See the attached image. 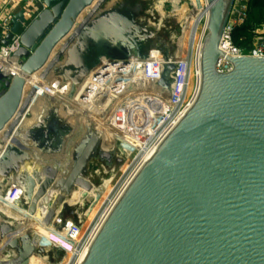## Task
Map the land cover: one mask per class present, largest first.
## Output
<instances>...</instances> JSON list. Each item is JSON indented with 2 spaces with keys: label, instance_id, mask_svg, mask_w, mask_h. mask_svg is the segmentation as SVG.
<instances>
[{
  "label": "water",
  "instance_id": "95a60500",
  "mask_svg": "<svg viewBox=\"0 0 264 264\" xmlns=\"http://www.w3.org/2000/svg\"><path fill=\"white\" fill-rule=\"evenodd\" d=\"M40 1L44 8L37 18L21 31L24 20L17 13L10 33L0 41V46L7 47L13 35L20 34L21 48L11 61L16 58L22 72L7 68L5 75L0 74V134L21 106L25 77L45 68L55 48L96 0ZM234 1L207 0L199 94L120 196L81 264H264V58H226L231 70L216 71L224 58L219 43ZM113 22L117 21L105 17L95 29H84L97 33L106 23L107 39L116 41L118 47V43H128L127 38L115 40L114 36L125 35ZM97 43L92 39L96 55L106 59L116 55L114 47ZM164 57L160 79L143 84L169 95L176 57L174 52ZM57 128L59 133L37 128L32 145L27 136L25 150L32 155L38 149L42 157L57 158L59 154L65 161L48 158V163L67 177L86 151L87 136L73 134L65 126ZM22 141L14 140L8 146L0 161V174L16 169V160L26 159ZM95 156L96 149L90 157ZM66 164H70L69 170ZM88 166L80 170L78 180L84 179ZM25 185L30 196L34 182L26 178ZM31 208L35 209L32 202ZM19 228L0 226V255L11 251L9 262L27 264L31 235L22 240Z\"/></svg>",
  "mask_w": 264,
  "mask_h": 264
},
{
  "label": "rangeland",
  "instance_id": "374dc122",
  "mask_svg": "<svg viewBox=\"0 0 264 264\" xmlns=\"http://www.w3.org/2000/svg\"><path fill=\"white\" fill-rule=\"evenodd\" d=\"M204 1L96 0L79 18V28H75L60 43L54 50L47 66L26 84L18 113L0 134V161L14 140H23L22 149L27 156L26 159L15 161L16 169L13 168L5 174H0V223L7 224L0 226L2 228L21 227L19 233L23 236L22 240H25L27 235H31V250L27 260L29 264H77L78 255L85 247L89 234L92 231L91 239L102 220L100 218L103 213L106 214V209L119 196L123 186L141 167H139L140 163L135 167L133 156L129 155V146L133 145L129 138L131 133L127 135L118 129H123L121 124L127 122L129 103L136 105L140 101L145 104L143 98L137 99L138 96H145V99L151 103L159 98L162 103L163 100H166V93L160 88L146 87L143 86L145 83L142 84L143 82L139 81L136 82V86L129 88L125 86L123 89H120V84H115L113 92L117 93L119 90L117 93L119 96L115 100L116 104L113 109H108L106 112L99 105L98 100L89 108L79 105V97L74 95H77L79 88L84 85V80L88 79L86 77L104 63V61L99 62L98 59L105 60V56L99 53L96 55L97 52L95 53V48L92 47L91 43L95 32L85 31L84 28L90 31L95 29L99 21L105 17L110 21L114 19L117 21L113 22L115 27L123 28L125 35V37L114 36L115 40L119 39L123 42V38H127L125 42L128 43H118L121 44V47L132 46L129 44V39L130 36H133L132 44H135V47H132L137 54L140 52L141 60L151 59L148 57L158 54V57L156 55L154 58H161L165 61V54L180 52L183 56L189 48L191 50V47L195 48L196 44L198 46L201 38L202 40L205 38L207 32L204 34L202 32L205 22L201 19L197 25L194 43L189 46L184 41L188 36L186 29L192 22L191 20L197 19L202 13ZM183 6H187L188 11L191 12L192 15L189 18L191 22L181 19L178 15V10H181ZM158 7L160 9H157ZM104 27L107 28L108 25L104 23L102 28ZM78 29L82 30L83 36L79 34L81 31L78 33ZM107 38L106 33L102 41L104 46L107 44L108 46L114 45V48H121L117 46L116 41ZM77 45L80 47L79 51H76ZM76 59L77 64H75ZM141 62L139 61V63ZM81 83L82 85H80ZM66 85L72 86L75 90L74 93L67 92ZM152 89L154 92L157 91L160 97L158 95V98L153 100L147 98L146 94L153 91ZM32 90L35 93L32 94ZM123 100H125V107L119 105ZM112 114H116L120 124L118 121L116 124L115 116L113 117ZM69 117L71 118L69 119ZM42 120H44L43 123ZM142 123L141 117L137 118L134 115V124L140 126ZM53 125L55 128L65 126L73 134L83 133L87 136L84 137V140L88 142L86 151L82 154L71 175L67 177L63 171L55 169L52 164L48 163L47 159L54 157H42L35 149L32 155L26 153L27 136L29 137L28 144L32 145L31 137L33 133H38L37 128L41 130L46 127L44 130L50 131ZM129 128L130 130L136 129L131 126ZM57 129L59 131V128ZM110 139L111 142H109ZM114 139H121L125 146L121 145L118 140L113 142ZM77 146L79 145L77 144ZM93 149H96L94 159L90 157ZM58 155L56 154L58 161H65ZM101 155L104 159L101 158ZM36 158L38 159L36 160ZM87 158L92 161L89 162ZM40 161L42 168L37 169L34 164L40 163ZM86 165L89 166L84 179L78 180L80 170ZM113 165L117 166L114 170L111 169ZM21 167H24V171L19 179L17 173ZM66 169H70V164H66ZM49 174H54V177L49 178ZM26 178L34 182L35 189H32L30 196L29 189L25 185ZM31 202L35 206L34 210L31 208ZM71 226L77 229L71 231ZM70 231L71 235L74 231L78 232V235L75 234L71 237L73 240L68 235ZM18 245L21 246L20 241H18ZM36 249L42 250L43 253L36 252L34 254L33 251ZM12 253L7 250L2 252L5 257L0 255L3 257L0 258V264H12L8 259V256L13 255ZM43 260L45 261L43 262Z\"/></svg>",
  "mask_w": 264,
  "mask_h": 264
},
{
  "label": "built area",
  "instance_id": "2783aa9c",
  "mask_svg": "<svg viewBox=\"0 0 264 264\" xmlns=\"http://www.w3.org/2000/svg\"><path fill=\"white\" fill-rule=\"evenodd\" d=\"M20 1L21 0H0V17L2 16L5 8L9 6L12 7L13 3ZM251 1L252 0L234 1L229 19L219 43V51L223 52L229 58H264V15L260 23H250L249 31L252 35V39L247 51L239 49L233 44V33L237 28L241 27L247 21L249 16V4ZM37 2H39L41 5L40 10L35 8ZM43 8L44 7L40 0H30L25 6L21 8L19 12H17L22 13L24 20V22L21 23V31L27 28V26L37 18L39 12ZM16 14L12 13L0 18V41H3L10 33L12 28L11 21ZM204 33L206 32L203 31V34ZM19 41L20 34H16L13 35L7 47L0 46V74L5 70L1 63H4V61H9L13 54L17 52L19 48H21ZM156 55L158 57V54ZM156 55H151L148 57L151 59L145 60H141V58L138 57V61H142L141 63H136L138 61L132 62L128 58V61L123 59L113 60L112 58H110L108 61H104L103 64L95 68L94 71H92L90 75L86 77L88 79L84 81V87L81 86L79 88V105L89 108L96 100H98L99 105L103 107L104 112H106L108 109H113L114 105L116 104L115 100L119 96L117 94L119 90L117 93L113 92L115 84H120V89H123L125 86L128 88L131 86L134 87L136 86V82L139 81L145 83V81L152 82L159 80L165 61L161 60V58H154ZM174 64L175 71L171 77V89L169 95H166L165 97L166 100H163V103L158 100L151 103L145 99V96H138L137 99L143 98L145 104L140 101L136 105L129 103L127 122H123L121 124L123 129L118 128L119 130L123 131L124 134L128 135L131 133L129 138L131 139L133 145L129 146V155L133 156V159L136 163L135 167L139 165L143 155H146L148 152L150 153L152 150L159 147L160 144L167 138V136L175 129L187 111L191 108L199 94L201 88V53L197 47V44L195 45V48L194 46L191 47V50L189 48L185 55L176 58ZM134 66H137L136 70ZM230 70L231 66L225 60L219 61L216 65V71L220 74L228 73ZM11 74H13L12 71ZM131 75L134 76L135 80L131 78ZM107 99L109 103L107 102ZM119 105L125 107V100H123ZM112 115L113 117L115 116L116 124L117 121L119 123V119L116 118V114ZM134 115H136L137 118L140 116L143 120V123L140 124V126L134 124ZM130 126L132 128L136 127V129L130 130ZM115 140L118 139H114L113 142ZM118 141L121 143V145L124 144L125 146V143L122 142L121 139ZM109 145L114 146L113 144ZM117 197L115 198L114 202L106 209V216L110 213L116 202L119 200ZM103 216L104 213L100 220L106 217L105 216L103 218ZM73 229L77 228L71 226V231ZM71 231L68 233L70 238L75 234L78 235L77 231H74L71 235ZM91 233L87 238L85 246H88L91 243Z\"/></svg>",
  "mask_w": 264,
  "mask_h": 264
},
{
  "label": "bare ground",
  "instance_id": "6f19581e",
  "mask_svg": "<svg viewBox=\"0 0 264 264\" xmlns=\"http://www.w3.org/2000/svg\"><path fill=\"white\" fill-rule=\"evenodd\" d=\"M30 0H24V2L22 3V2H18V3H13V5H12V7L11 6H9V7H7V8H5V10H4V12H3V14H2V16L4 17L5 15H8V14H16L17 12H19L20 10H21V8L23 7V6H25L28 2H29ZM199 3V2H198ZM94 4V3H93ZM204 9H203V11H202V13L200 14V16L197 18V19H195V20H191L190 21V16L192 15L191 14V12L190 11H188V9H187V6H183V7H181V10H178V15L180 16V18L181 19H184V20H188V21H190L189 23V25H188V27H187V29H186V31H187V37L184 39V41L189 45V46H191L193 43H194V41H195V39H196V29H197V25L199 24V21L202 19L205 23H204V27H203V30H202V32L203 31H205V32H207V25H208V23H207V20H208V9H209V4H208V2H207V0H205L204 1ZM90 8V7H89ZM88 8V9H89ZM157 9H160V7H158ZM87 10V9H86ZM85 10V11H86ZM84 11V12H85ZM83 12V13H84ZM82 13V14H83ZM176 13V14H177ZM1 16V17H2ZM178 16V17H179ZM0 17V18H1ZM81 17V16H80ZM79 17V18H80ZM180 20V19H179ZM79 26V23L77 22L76 24H75V27L72 29V31L75 29V28H79L78 27ZM102 30H103V32H102ZM71 31V32H72ZM79 31H81L82 32V30L81 29H78V33H79ZM107 31V28L106 27H104L103 29L101 28V29H99V30H97V33L95 32L94 33V39H95V42H98L97 44L98 45H103L104 46V44H103V39H104V37H105V35H104V32H106ZM71 32L69 33V35L71 34ZM81 32L79 33V34H81ZM68 35V36H69ZM67 36V37H68ZM77 40H78V38H77ZM204 40V39H203ZM203 40H202V38L200 39V41H199V43H198V49H199V51H200V53L202 54V46H203ZM133 41H134V38H133V36H130V39H129V42H131V43H133ZM186 44V45H187ZM111 46V48L112 47H114V45H110ZM109 46V47H110ZM57 48V47H56ZM55 48V49H56ZM114 49H116V55H112V59L113 60H121V59H123V60H125V61H128L127 60V58L128 59H130L132 62H136V61H138V58H137V52H136V50L132 47V46H123V47H121V48H114ZM177 49H179V48H177ZM109 51V53H110V51H112L111 49H109L108 50ZM54 52V51H53ZM73 52H74V50H73ZM181 52H182V50H181ZM124 53H125V55H124ZM53 54V53H52ZM76 55V54H75ZM52 56V55H51ZM182 56V54L179 52L178 54L177 53H175V57L176 58H178V57H181ZM223 56H224V58H222V59H220L219 61H221V60H225L226 58H229V57H227L224 53H223ZM50 60V59H49ZM108 60H110V58H108V59H106L105 58V60H103V59H101V58H99V62H102V61H108ZM72 61V60H71ZM75 61H77V59L75 60ZM226 61V60H225ZM49 62V61H48ZM227 62V61H226ZM78 63V61L77 62H75V64H77ZM136 63H139V61L138 62H136ZM228 63V62H227ZM229 64V63H228ZM1 65L5 68V70L8 68V70H14L15 69V72H16V74H20V73H22L21 72V70H20V68H19V65H17L16 64V58H14L13 59V61H11V59L9 60V61H4V63H1ZM74 65V64H73ZM128 65H129V63H128ZM47 66V65H46ZM60 66V65H59ZM231 66V65H230ZM49 67H51V66H49ZM135 68H137V66H134ZM50 69V68H49ZM5 70H4V72H2L1 73V75H4L6 72H5ZM43 70V69H42ZM53 70V69H52ZM41 71V70H40ZM39 71V72H40ZM38 72V73H39ZM53 73V72H52ZM37 74V73H36ZM36 74H34V75H36ZM34 75H32V76H30V77H25V79H26V83H25V87H26V84L29 82V80L34 76ZM131 78L132 79H134V76L133 75H131ZM51 79V78H50ZM80 79H81V77H80ZM135 80V79H134ZM83 81V80H82ZM85 81V80H84ZM138 83V82H137ZM80 85H82V83L80 84ZM80 85H78V86H80ZM84 85H85V82H84ZM84 85L82 86V87H84ZM144 86V85H143ZM142 86V87H143ZM25 89V88H24ZM66 91L67 92H70V93H74V91L75 90H73L74 88L72 87V86H70V85H66ZM79 90V89H78ZM153 91H151V92H148L147 94H146V96H147V98H149V99H151V100H153V99H155L159 94H158V92L157 91H155L154 92V89H152ZM74 95V94H73ZM75 96V95H74ZM77 97H79L80 98V96H78V94L76 95ZM158 97H160V95L158 96ZM157 97V98H158ZM23 100V99H22ZM157 100V99H156ZM97 101V100H96ZM158 101H162L161 100V98H159L158 99ZM99 102V101H98ZM107 102L109 103V101L107 100ZM154 102V101H153ZM22 104V103H21ZM95 106V105H94ZM21 107V106H20ZM96 107V106H95ZM103 108V107H102ZM119 108V107H118ZM20 109V108H19ZM41 110H42V108H41ZM45 110H47V108H45ZM48 110H49V108H48ZM103 110H104V108H103ZM19 111V110H18ZM95 111V110H94ZM39 112H40V110H39ZM43 112V111H42ZM18 113V112H17ZM40 114V113H39ZM49 115V114H48ZM16 116V115H15ZM14 116V117H15ZM39 118V117H38ZM71 117H69V119H70ZM14 119V118H13ZM13 119L11 120V122L13 121ZM39 120V119H38ZM43 121L44 120H42V123H43ZM71 122V121H70ZM34 125V124H33ZM8 126V125H7ZM6 128V127H5ZM40 128H41V126H40ZM56 129V133H59V131H58V129L57 128H55V125H53V128H52V130H55ZM5 130V129H4ZM3 130V131H4ZM2 131V132H3ZM24 137V136H23ZM109 142H111V139L109 140ZM108 142V143H109ZM104 143V142H103ZM107 143V142H106ZM158 148V147H157ZM157 148L156 149H154V150H152L150 153L148 152L146 155H143V158H142V160H141V162H140V165H139V170L136 172H134L133 173V175L130 177V180H128V182H127V184H126V186L124 187V189L121 191V193L119 194V196L117 197V198H120V196L123 194V192L125 191V189L127 188V186L131 183V181L134 179V177L138 174V172L141 170V168L144 166V164L146 163V162H148L150 159H151V157L155 154V152H156V150H157ZM89 149V148H88ZM35 150H37L38 151V149H35ZM90 150V149H89ZM94 150V149H93ZM40 151V150H39ZM92 151V150H91ZM90 151V152H91ZM89 153V152H88ZM46 159V158H45ZM56 159V158H55ZM84 160V159H83ZM24 162V161H23ZM39 162V161H38ZM35 163L34 165L35 166H37V169L39 168V167H41L42 165H41V161H40V163ZM59 162V161H58ZM116 167L117 166H115V165H113V167L111 168V169H113L114 170V168L116 169ZM18 168V167H17ZM42 168V167H41ZM40 170V169H39ZM58 170V169H57ZM24 171V167H21L19 170H18V173H17V176H19V179H20V175H21V173ZM58 174H59V172H57ZM136 173V174H135ZM40 174V173H39ZM45 179V178H44ZM43 180V179H42ZM21 190V189H20ZM22 191V190H21ZM1 193V192H0ZM23 193V192H22ZM45 194V193H44ZM107 214V213H106ZM106 214L104 215V217L106 216ZM108 216V215H107ZM107 216L105 217V218H107ZM103 217V218H104ZM105 218L104 219H102L101 220V222H103L104 223V220H105ZM100 222V224H99V226L96 228V230L94 231V233H93V235H92V237H91V239H90V241H91V243L88 245V246H85L83 249H82V251L79 253V255H78V260H77V264H81L84 260H85V258H86V256H87V254H88V252H89V248H90V246H91V244H92V242H93V240H94V237L97 235V233L99 232V230H100V228H101V226L103 225V223H101ZM0 225L1 226H4V225H7V224H3V223H0ZM6 228V227H5ZM49 251V250H48ZM13 254V253H12ZM77 255V254H76ZM45 260H43V262H44ZM19 262V261H18ZM18 262H16L15 264H19ZM27 264H29V261H27Z\"/></svg>",
  "mask_w": 264,
  "mask_h": 264
},
{
  "label": "trees",
  "instance_id": "16d2710c",
  "mask_svg": "<svg viewBox=\"0 0 264 264\" xmlns=\"http://www.w3.org/2000/svg\"><path fill=\"white\" fill-rule=\"evenodd\" d=\"M264 15V0H252L249 4L247 21L233 33V44L239 49L247 51L251 43L250 23H260Z\"/></svg>",
  "mask_w": 264,
  "mask_h": 264
},
{
  "label": "crops",
  "instance_id": "0c3cea01",
  "mask_svg": "<svg viewBox=\"0 0 264 264\" xmlns=\"http://www.w3.org/2000/svg\"><path fill=\"white\" fill-rule=\"evenodd\" d=\"M20 2H24V0H21ZM15 3H18V2H15ZM35 8L37 9V10H40V8H41V5H40V3L39 2H37L36 3V6H35ZM44 127V126H43ZM46 127H44V129H45Z\"/></svg>",
  "mask_w": 264,
  "mask_h": 264
}]
</instances>
